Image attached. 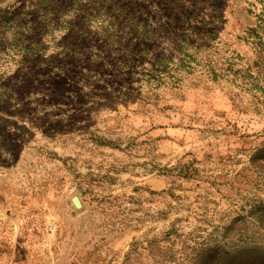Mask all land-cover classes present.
<instances>
[{
    "label": "rangeland",
    "instance_id": "obj_1",
    "mask_svg": "<svg viewBox=\"0 0 264 264\" xmlns=\"http://www.w3.org/2000/svg\"><path fill=\"white\" fill-rule=\"evenodd\" d=\"M255 256L264 0L0 3V264Z\"/></svg>",
    "mask_w": 264,
    "mask_h": 264
},
{
    "label": "trees",
    "instance_id": "obj_2",
    "mask_svg": "<svg viewBox=\"0 0 264 264\" xmlns=\"http://www.w3.org/2000/svg\"><path fill=\"white\" fill-rule=\"evenodd\" d=\"M3 1L4 0H0V3H2ZM257 249H260V247L258 248L257 245H255V248H252L251 250H253L252 252H255ZM255 257H256V259L264 260V257H260V258H258L257 256H255ZM252 260H254V258H252ZM220 262H221V264H224V260L223 259H221Z\"/></svg>",
    "mask_w": 264,
    "mask_h": 264
}]
</instances>
